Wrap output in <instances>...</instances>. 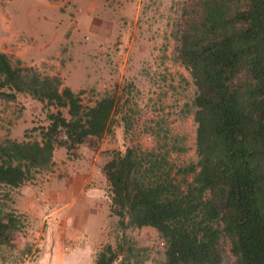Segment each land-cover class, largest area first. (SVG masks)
I'll use <instances>...</instances> for the list:
<instances>
[{
    "label": "rangeland",
    "instance_id": "1",
    "mask_svg": "<svg viewBox=\"0 0 264 264\" xmlns=\"http://www.w3.org/2000/svg\"><path fill=\"white\" fill-rule=\"evenodd\" d=\"M192 8L187 0H0V53L14 67L59 78L86 107L116 100L111 133L71 153L57 148L54 164L20 188L0 186V206L21 220L14 246L0 247V264H94L119 243L143 264H163L155 229L122 230L111 214L103 168L128 148L166 156L179 182L177 170L198 163L197 89L179 59ZM45 107L27 94L0 100V139H40L56 112ZM222 247L224 264H235L230 244Z\"/></svg>",
    "mask_w": 264,
    "mask_h": 264
},
{
    "label": "trees",
    "instance_id": "2",
    "mask_svg": "<svg viewBox=\"0 0 264 264\" xmlns=\"http://www.w3.org/2000/svg\"><path fill=\"white\" fill-rule=\"evenodd\" d=\"M187 1L193 8L179 59L197 89L198 163L177 170L179 182L166 156L114 153L103 168L111 214L122 230L155 229L166 245L163 264H224V241L235 264H264V0ZM61 87L59 78L14 67L0 53V100L27 94L56 109L40 139H0V186L20 188L54 164L57 148L71 153L112 132L114 97L86 107L82 93ZM20 230V217L0 206V247H13ZM94 264L143 262L119 243Z\"/></svg>",
    "mask_w": 264,
    "mask_h": 264
},
{
    "label": "crops",
    "instance_id": "3",
    "mask_svg": "<svg viewBox=\"0 0 264 264\" xmlns=\"http://www.w3.org/2000/svg\"><path fill=\"white\" fill-rule=\"evenodd\" d=\"M4 102H6V101H4ZM15 141H17V140H15ZM60 149H61V148H60ZM56 151H57V149H56ZM56 151H55V153H54V154H56V153H57ZM54 157H55V155H54ZM83 178H84V179H83ZM83 178H80V179H78V180H81V181L83 180V181H85V179H86V178H85L84 176H83ZM70 201L72 202V201H73V199H72V200H70ZM95 202H97V201H95Z\"/></svg>",
    "mask_w": 264,
    "mask_h": 264
}]
</instances>
